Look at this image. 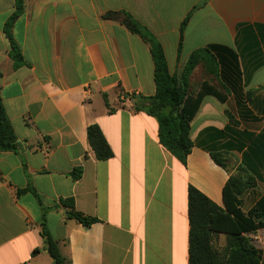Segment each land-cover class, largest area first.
I'll return each mask as SVG.
<instances>
[{
  "label": "crops",
  "instance_id": "crops-1",
  "mask_svg": "<svg viewBox=\"0 0 264 264\" xmlns=\"http://www.w3.org/2000/svg\"><path fill=\"white\" fill-rule=\"evenodd\" d=\"M16 9L0 0V91L17 138L15 151L0 150V264H53L45 231L72 264H189L190 187L225 209L224 187L243 170L256 185L241 209L264 197V0H25L10 39ZM109 13L130 16L142 35ZM154 44L172 74L202 49L221 66L194 90L206 82L225 101L203 98L185 163L161 144L158 120L137 110L157 93ZM92 125L112 158H96ZM67 200L98 222L68 219ZM248 237L264 264V229Z\"/></svg>",
  "mask_w": 264,
  "mask_h": 264
},
{
  "label": "trees",
  "instance_id": "trees-1",
  "mask_svg": "<svg viewBox=\"0 0 264 264\" xmlns=\"http://www.w3.org/2000/svg\"><path fill=\"white\" fill-rule=\"evenodd\" d=\"M16 7V12L5 27L10 39V27L24 12L25 0H16ZM105 17L124 24L138 34L143 33L142 29L126 14L109 13ZM188 20L185 21L182 31ZM153 48L157 93L154 97L139 99L136 103L137 110L145 111L158 120L161 144L185 163L193 147L190 139V124L203 98L213 95L225 101V98L206 82L198 92L191 91V78L198 68H205L209 75L218 79L221 66L208 49H202L189 57L181 74H172L162 47L154 44ZM12 58L17 64L23 63L22 54L13 41ZM222 75L227 78L224 70ZM229 80L233 84L232 77ZM87 137L98 160L105 161L113 157V152L99 126H90ZM16 143L17 138L7 117L0 91V150L15 151ZM212 158L219 166L226 167L223 154H213ZM74 177L80 179L81 171L77 170ZM255 185L256 181L251 177L232 176L223 190L225 209L215 205L197 189L189 188V264H262L260 253L248 235L264 229V197L247 213L241 209L240 202L241 196ZM64 204L69 209L68 219L76 220L86 227L98 222L97 219L78 212L73 200H67ZM222 235L225 236L224 246L219 245V238ZM43 236L46 250L53 264H72L62 254L57 241L53 240L46 231Z\"/></svg>",
  "mask_w": 264,
  "mask_h": 264
},
{
  "label": "rangeland",
  "instance_id": "rangeland-1",
  "mask_svg": "<svg viewBox=\"0 0 264 264\" xmlns=\"http://www.w3.org/2000/svg\"><path fill=\"white\" fill-rule=\"evenodd\" d=\"M207 75H208V73H207L206 69H205V68H201V69H200V72H198V74H197V75L195 76V78H194V81H193V87H191V91L194 92V90L197 89L198 84H200V82H202L203 77H204V76H207ZM210 77H211L214 81L217 80V79H215V77H213V76H211V75H210ZM239 174H240L242 177L244 176L245 178H248V176L245 175V171H243V170H241V171L239 172ZM222 237H223V236H221V238H219V245L221 244L220 246H224V245H223Z\"/></svg>",
  "mask_w": 264,
  "mask_h": 264
}]
</instances>
